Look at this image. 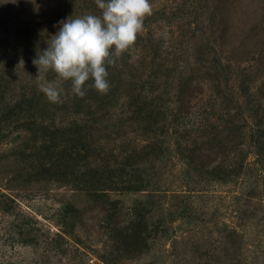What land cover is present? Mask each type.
Here are the masks:
<instances>
[{
    "label": "rangeland",
    "instance_id": "rangeland-1",
    "mask_svg": "<svg viewBox=\"0 0 264 264\" xmlns=\"http://www.w3.org/2000/svg\"><path fill=\"white\" fill-rule=\"evenodd\" d=\"M150 2L113 67L121 78L108 76L106 109L83 118L48 102L32 61L60 21L99 15L95 0H0V264H264V171L252 143L264 133V0ZM213 71L229 119H217ZM148 74L164 75L158 94L169 93L155 112L122 92ZM132 109L140 114L126 118ZM240 162L225 182L205 172ZM132 181L144 191L126 190Z\"/></svg>",
    "mask_w": 264,
    "mask_h": 264
},
{
    "label": "clouds",
    "instance_id": "clouds-1",
    "mask_svg": "<svg viewBox=\"0 0 264 264\" xmlns=\"http://www.w3.org/2000/svg\"><path fill=\"white\" fill-rule=\"evenodd\" d=\"M99 15L85 14L59 22L58 31L37 52L38 90L48 102H61L64 89L47 79L49 71L71 83V93L83 98L86 86L100 94L109 91V67L130 49L143 31L144 20L152 14L150 0H95ZM18 66H24L23 59ZM91 81L89 85L88 82Z\"/></svg>",
    "mask_w": 264,
    "mask_h": 264
},
{
    "label": "trees",
    "instance_id": "trees-1",
    "mask_svg": "<svg viewBox=\"0 0 264 264\" xmlns=\"http://www.w3.org/2000/svg\"><path fill=\"white\" fill-rule=\"evenodd\" d=\"M134 70L137 71V69H134ZM108 72H109V76H111V77L113 76V78H121L119 75H117L116 77L113 75L115 73L113 67H109ZM205 74L208 78V81L210 83H212V85H214L210 90L218 98V99H216L217 103H215L212 100L211 101L214 102V104H216V105L220 104V111L217 112L218 113L217 119L221 120L224 117H225V119H227V118L229 119L230 113L234 114L235 110L233 109L232 105H230L232 100L230 102L225 101L226 98L222 94V90H221L220 85H219V83H221V81H219L221 75H219L217 73L214 74V71H213V74H209L208 72H206ZM165 82L166 81H165L164 75H162V76H157V75L150 76L148 74V76L144 77V79L140 78L137 80L135 85H132L131 88H132L133 93H134V88H135V90H138V91H135V94H130L128 89H124V90H122L123 97L126 99L125 101L132 107H135V106L140 107V106L147 105L148 107H150V110L152 112H155L157 110V107H159L157 102L162 99V96L169 95L168 92L166 93L163 91L161 94H158L160 87H162L161 84L164 87H165V84H167ZM138 83H139V86L136 87V84H138ZM88 84L90 85L91 81H89ZM109 84L111 86L112 82H110ZM215 84H217V85H215ZM146 85L151 86L152 88H146ZM67 88L68 89H64V92L71 91L70 90L71 86L67 87ZM113 88L115 91L118 90L117 87H113ZM85 90H86V95L83 98L77 97V96L72 94L71 96H69V99H68V97L63 96V94H62L60 104L63 107L69 105L73 115H81L83 118H87L88 116L95 118L96 116H98L99 113L103 112L106 109L107 105L105 103V100L107 98H109L110 95H113L112 94L113 91L111 90V87H110L109 91L106 94H100L88 86H86ZM180 92H182L181 88L178 90V92L176 91L175 94L178 95ZM115 94L119 95L120 92H116ZM147 94H149V95L154 94V95L152 96L151 99L146 100ZM160 96H161V98H160ZM38 97H39V100H41L42 95H41V97H40V95H38ZM210 98H212V96L209 95V99ZM113 101H115L114 98H113ZM145 101L147 102L146 104L144 103ZM23 103H25V98L23 99ZM50 104H53V103H50ZM57 104H59V103H57ZM54 105H56V104H54ZM41 106L44 107V104L41 103ZM112 107H113V109H115L117 107V103L115 102ZM209 108L211 109V107H209ZM37 109H40V107L38 108V102L34 99V95H32V93H30L29 98H28V103H27V112L29 114L34 115V113L36 111H38ZM53 109H57V108L53 107ZM58 110H60V109H58ZM140 111H141L140 109L126 110V112H124L123 115L126 116V118H128V119H131V118L133 119V117L140 114ZM205 115H207V114H205ZM73 119L75 120L76 118L74 117ZM206 119H208V118H206ZM204 124H206V122H204ZM212 131H214V128H212ZM256 132H258V134L254 138V141L252 143H253L255 153H256L257 157L259 158L260 163L262 165V169L264 171V133L261 132V127H258V131H256ZM235 166L228 165L227 167H224V168H222V166H221V168H219V166H215V167H213V170L211 168L210 171H205V172L207 175H210L209 178L212 179L213 181L225 182V181L230 180L234 176H236L239 173L240 169L242 168L241 162L239 163V165H237L236 167ZM120 170L122 171V169H120ZM128 182L129 181H127V183ZM133 184H134V186L131 187V189H126V190H129V191L133 190V191H137V192L144 191L143 190L144 186L141 185L140 181L138 183H137V181H134ZM136 185L138 187H136Z\"/></svg>",
    "mask_w": 264,
    "mask_h": 264
}]
</instances>
